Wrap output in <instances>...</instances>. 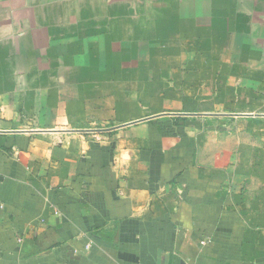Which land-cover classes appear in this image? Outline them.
Listing matches in <instances>:
<instances>
[{
    "label": "crops",
    "instance_id": "0c3cea01",
    "mask_svg": "<svg viewBox=\"0 0 264 264\" xmlns=\"http://www.w3.org/2000/svg\"><path fill=\"white\" fill-rule=\"evenodd\" d=\"M255 98L264 0H0V264H264L203 152Z\"/></svg>",
    "mask_w": 264,
    "mask_h": 264
},
{
    "label": "rangeland",
    "instance_id": "374dc122",
    "mask_svg": "<svg viewBox=\"0 0 264 264\" xmlns=\"http://www.w3.org/2000/svg\"><path fill=\"white\" fill-rule=\"evenodd\" d=\"M245 108L250 112L210 125L203 152L219 166L228 167L229 161L239 206L245 205L248 217L264 230V100L252 99Z\"/></svg>",
    "mask_w": 264,
    "mask_h": 264
},
{
    "label": "water",
    "instance_id": "95a60500",
    "mask_svg": "<svg viewBox=\"0 0 264 264\" xmlns=\"http://www.w3.org/2000/svg\"><path fill=\"white\" fill-rule=\"evenodd\" d=\"M232 116H242V115H232Z\"/></svg>",
    "mask_w": 264,
    "mask_h": 264
}]
</instances>
